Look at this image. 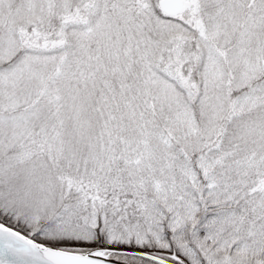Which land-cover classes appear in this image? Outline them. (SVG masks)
Here are the masks:
<instances>
[{"label":"snow or ice","instance_id":"1","mask_svg":"<svg viewBox=\"0 0 264 264\" xmlns=\"http://www.w3.org/2000/svg\"><path fill=\"white\" fill-rule=\"evenodd\" d=\"M0 264H264V0H0Z\"/></svg>","mask_w":264,"mask_h":264}]
</instances>
